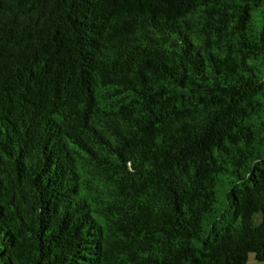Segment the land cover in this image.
<instances>
[{
  "label": "trees",
  "instance_id": "1",
  "mask_svg": "<svg viewBox=\"0 0 264 264\" xmlns=\"http://www.w3.org/2000/svg\"><path fill=\"white\" fill-rule=\"evenodd\" d=\"M264 264V0H0V264Z\"/></svg>",
  "mask_w": 264,
  "mask_h": 264
},
{
  "label": "rangeland",
  "instance_id": "2",
  "mask_svg": "<svg viewBox=\"0 0 264 264\" xmlns=\"http://www.w3.org/2000/svg\"><path fill=\"white\" fill-rule=\"evenodd\" d=\"M250 264H262V263H257V262H254L253 260H251Z\"/></svg>",
  "mask_w": 264,
  "mask_h": 264
}]
</instances>
